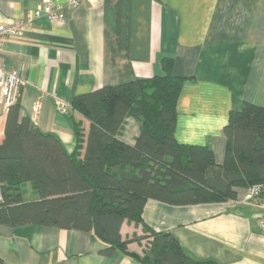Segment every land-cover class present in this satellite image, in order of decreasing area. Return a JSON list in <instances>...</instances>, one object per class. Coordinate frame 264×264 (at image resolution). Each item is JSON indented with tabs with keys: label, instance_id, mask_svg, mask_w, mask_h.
<instances>
[{
	"label": "crops",
	"instance_id": "obj_1",
	"mask_svg": "<svg viewBox=\"0 0 264 264\" xmlns=\"http://www.w3.org/2000/svg\"><path fill=\"white\" fill-rule=\"evenodd\" d=\"M38 2L0 0V22L22 18ZM63 13L62 21L38 17L7 36L0 55L4 67L23 80L20 115L53 133L69 153L76 147L74 124L84 140L89 128L74 102L102 86L164 75L165 58L187 78L176 103L174 137L210 147L217 166L224 160L229 110L243 102L264 106V0H96L66 6ZM58 100L66 102V111ZM6 110L0 97V143ZM138 131L139 122L125 116L120 137L133 143ZM19 187L23 201L38 198L30 181ZM233 189L235 199L223 201L168 204L148 198L141 217L155 231L169 232L194 259L264 264L258 202L244 198L247 187ZM142 234L140 224L124 219L120 237L131 239L128 250L142 252L145 239H134ZM106 247L91 231L0 223L1 264H139L119 249L105 254Z\"/></svg>",
	"mask_w": 264,
	"mask_h": 264
},
{
	"label": "trees",
	"instance_id": "obj_2",
	"mask_svg": "<svg viewBox=\"0 0 264 264\" xmlns=\"http://www.w3.org/2000/svg\"><path fill=\"white\" fill-rule=\"evenodd\" d=\"M162 65L164 75L102 86L74 102L89 128L84 140L74 124L70 153L53 133L20 115L18 99L10 104L0 143V223L91 231L107 244L105 254L119 249L139 264H218L191 257L169 232L149 227L141 212L148 198L168 204L223 201L235 199L234 187L264 184V106L243 102L229 110L224 160L217 166L210 147L176 141V103L187 78L174 73L171 58ZM127 115L139 122L133 143L119 135ZM24 181L32 183L37 199L23 201ZM124 219L141 225L144 234L134 237L145 239L141 253L127 249L131 239H121Z\"/></svg>",
	"mask_w": 264,
	"mask_h": 264
},
{
	"label": "built area",
	"instance_id": "obj_3",
	"mask_svg": "<svg viewBox=\"0 0 264 264\" xmlns=\"http://www.w3.org/2000/svg\"><path fill=\"white\" fill-rule=\"evenodd\" d=\"M83 1L92 4L96 0H39L36 7L22 18L0 22V45L7 36L17 35L26 29L27 26L33 23L35 18L45 17L52 23L62 21L65 17L63 13L64 7H76ZM22 82V78L16 71L4 67L0 55V97L5 107L17 100ZM57 105L61 111H66V102L58 100ZM38 109L39 104L36 103L34 110L37 111ZM244 198L247 201L257 200L260 209L258 226L264 236V184H253L247 187Z\"/></svg>",
	"mask_w": 264,
	"mask_h": 264
},
{
	"label": "rangeland",
	"instance_id": "obj_4",
	"mask_svg": "<svg viewBox=\"0 0 264 264\" xmlns=\"http://www.w3.org/2000/svg\"><path fill=\"white\" fill-rule=\"evenodd\" d=\"M130 116V115H129ZM132 117V116H131Z\"/></svg>",
	"mask_w": 264,
	"mask_h": 264
}]
</instances>
